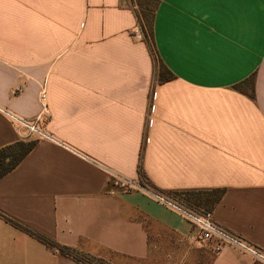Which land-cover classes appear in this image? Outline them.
<instances>
[{
	"label": "crops",
	"instance_id": "1",
	"mask_svg": "<svg viewBox=\"0 0 264 264\" xmlns=\"http://www.w3.org/2000/svg\"><path fill=\"white\" fill-rule=\"evenodd\" d=\"M138 21L131 0H0V109L33 119L43 89L54 139L0 177V264H82L25 229L109 264L256 263L148 187L108 192L138 165L164 192L222 189L212 218L264 251V0H158L149 39ZM24 135L0 111V148Z\"/></svg>",
	"mask_w": 264,
	"mask_h": 264
},
{
	"label": "built area",
	"instance_id": "2",
	"mask_svg": "<svg viewBox=\"0 0 264 264\" xmlns=\"http://www.w3.org/2000/svg\"><path fill=\"white\" fill-rule=\"evenodd\" d=\"M135 36L142 37V34L139 31L135 33ZM40 104L41 109L33 119H26L3 109H0V111L4 113L12 121V123L16 125L18 129L25 132L24 137H26L27 139L36 138L53 141L54 139L52 138V136L45 130V125L49 120V113L45 106L43 89L40 90ZM144 180L147 181L146 177L141 178L138 176V180L136 182L125 181L116 177H110L108 192L113 193L115 188H118L121 191L147 188ZM154 196L159 201L176 209L189 223L192 237L195 240L201 242L210 252L216 253L224 245H233L252 254L256 261L264 263L263 250L253 247L237 234L218 224L212 218L210 211H204L193 207L179 205L157 192L154 193Z\"/></svg>",
	"mask_w": 264,
	"mask_h": 264
},
{
	"label": "trees",
	"instance_id": "3",
	"mask_svg": "<svg viewBox=\"0 0 264 264\" xmlns=\"http://www.w3.org/2000/svg\"><path fill=\"white\" fill-rule=\"evenodd\" d=\"M157 3H158V0H155L154 6H153L152 10L150 11V14H145V13L143 14V13L137 12L139 23L141 22V25L143 23L144 26L146 23V26H147L146 28L148 29L147 32H148L149 38L151 37L152 17H153V13H154V10H155ZM168 73L169 72L167 71V69L163 65L160 64V66H159V77H160V79L167 78ZM252 81H253V78L249 77L244 82L236 85V87L241 89L244 86L245 88H243V89L246 92H248L247 94L250 97H252V95H253ZM245 82L247 85H244ZM35 144H36L35 139H26V140H20V141L14 142L12 144H9V145H6V146L0 148V177L3 176L4 174H6L8 171H10L12 168H14L20 162V160L26 154H28V152L34 147ZM138 176L141 178H145L144 172H143L140 165H138ZM144 183H146V186L148 188L152 189L153 191H155L157 193L164 195L165 197H167L168 195H172L173 198H175L177 196L178 198H175V199H177L176 202L178 204H181V205L187 206V207H193V208H196L199 210L201 209L204 211H211L213 206L220 199L221 194L223 192L222 189L186 190V191L164 192L160 189H157L156 187H154L153 185H151L149 182H147L145 180H144ZM25 230H27L30 233H33L38 239L47 243L48 245L53 247V249L58 250L62 254L71 256L72 258L76 259L77 261L81 262L82 264H109L101 258H95V257L89 256L85 253L77 251L76 249H73V248H70V247H67L64 245H60V244H58L54 241H51V240L45 238L44 236H42L40 234H36V233H34L28 229H25ZM255 264H257V263H255Z\"/></svg>",
	"mask_w": 264,
	"mask_h": 264
},
{
	"label": "rangeland",
	"instance_id": "4",
	"mask_svg": "<svg viewBox=\"0 0 264 264\" xmlns=\"http://www.w3.org/2000/svg\"><path fill=\"white\" fill-rule=\"evenodd\" d=\"M132 1V5L134 6L136 12L138 13H145V14H150V11L152 10L153 6H154V3H155V0H131ZM139 23V21H138ZM146 23H145V26L144 24L142 23L141 25V22L139 23V30L142 34L143 37L146 36V38L149 39V36H148V32H147V28H146ZM159 71V65H158V69ZM257 264H264L263 262H260V261H256Z\"/></svg>",
	"mask_w": 264,
	"mask_h": 264
},
{
	"label": "snow or ice",
	"instance_id": "5",
	"mask_svg": "<svg viewBox=\"0 0 264 264\" xmlns=\"http://www.w3.org/2000/svg\"><path fill=\"white\" fill-rule=\"evenodd\" d=\"M227 2H239V0H227Z\"/></svg>",
	"mask_w": 264,
	"mask_h": 264
}]
</instances>
